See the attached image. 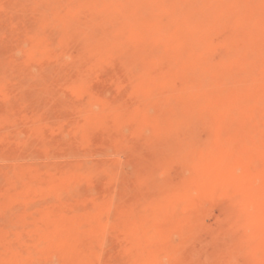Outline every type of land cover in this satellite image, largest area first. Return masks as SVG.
Returning a JSON list of instances; mask_svg holds the SVG:
<instances>
[{
    "label": "rangeland",
    "instance_id": "rangeland-1",
    "mask_svg": "<svg viewBox=\"0 0 264 264\" xmlns=\"http://www.w3.org/2000/svg\"><path fill=\"white\" fill-rule=\"evenodd\" d=\"M110 1H112V0H106L103 2L105 4V3H109ZM113 1H117V0H113ZM124 1H125V4L127 2L129 3V4L127 3V6H129V7L125 6L123 8L124 13H121L123 16L120 14L118 17V18H120L119 21L116 20L114 23L108 24L106 26V28L102 32H100V34H99L100 40L101 41L106 40V42L105 43L102 42V44L104 43L103 45L101 44V41L99 43V49H98L99 52L97 54L98 57L96 56V58H98V60L95 58H93V59L89 58V60L87 59L86 62L83 61L84 64L82 63V66H84V67L81 66V68H82L81 70L83 73H82L80 80H78L76 78H70V77H69V79H68V77H61L60 79L62 81L61 80L58 81V85L64 86V87L65 86L67 87L68 85H70L72 83H75L78 85L81 83V85H82L81 87H83V90L80 94L81 96H79L77 99H73L72 102L71 101L68 102L69 104L76 103L78 100L80 101V99H81L82 103H84V104H90V103L95 104V103H98V101L100 102L101 100L102 101L106 100V103H107L108 101L112 100L111 98H112V94L114 93V85L116 84V82H114L113 80L118 81L117 80L118 75L116 74L117 72H116L115 67L119 66V68H122L124 70V76H121L122 79L119 78V87L120 88H119L118 92L120 91L121 101H119L118 103L115 102L114 105L107 103V105H106L107 107H104L103 104H101V107H99V109L101 108L100 110H102V106L105 109L103 108L102 111H100L98 108L95 109L96 111H95L94 115H92V116L90 115V117H89V115L84 116L83 119L81 118V120H79L80 122H77V124L76 123L74 124L75 126L70 125L68 128V126H66L67 122H66V118L64 116H62V119H57V118L52 117L53 119H51L49 121H44V122L34 120L33 119L34 113H33V109L31 107V103L29 100V102H27V103L28 104L30 103V105L25 110V115L29 120V121H27V124H25V125L22 124V125L16 126L14 129H9V131L8 130L7 131H0V135H2V134L15 135V134L22 133L23 131H25L27 129L28 134L29 133L31 134V132H32L31 136L29 135L30 137L34 138V134H35V136L38 140H42L44 137L41 136L42 135L41 132L42 133L46 132L45 135L47 134L48 136L46 135V137L49 138V134H48L49 130L46 131L45 129L47 128V129L51 130V128H52V130H54L53 133L51 130L52 134L55 135L56 131H57V133L58 132L61 133V141H62V142L61 141H57V142L53 141L54 145L56 143V145H55L56 147L53 145V142H52V145L50 144L52 147L49 146V150H48L47 146L46 147L34 146L33 148H31L32 149V151H31L32 155L30 157L35 158V156H36L35 154H37L36 158L38 157V160L39 159L40 160L46 159L48 157L46 159V162H44L45 160L38 162L36 160V158L35 159L33 158V160H31L32 161L31 162L28 160V159H32L30 157H26V156H22L21 154L14 153L10 149L9 150L0 149L1 150L0 153H2L0 155V168L3 169L4 167L7 166V169L10 170L14 167L13 169L17 170V171H22L21 170V169H23L22 167H24V170H26L27 168L25 166H27L29 168L26 170L28 173V174H26V179L28 178L29 181H27L25 179L26 182L24 183V179L23 180L18 179L17 182L6 180V182L8 183V184L6 183L7 185H4L5 181L0 183L3 185V186L0 185V186H2V187H0V197H1L0 198V202H1L0 206L1 207H4V206L5 207L6 206L11 207L12 206L10 208L11 209L10 210V217L12 218L11 221L14 222V220H15V222L12 223L13 224L12 227L5 229L3 226H1L2 228H0V231L3 229L2 232H4V234H2V232H0V235L2 234V236H0V264H6L8 261L10 262L8 264H12L11 260H12V262L14 261L13 264H20V263L21 264H24V263L25 264H31V263L32 264H35V263L36 264H45V263H47V261L50 262L51 260H53V261H51L52 262L51 264H102V263L103 264H113V263L114 264L115 263L116 264H138V263L139 264H170V263H172L171 258L173 257V255H172L173 248H174V250L176 249V251L179 252V255L184 254V253H189V255L192 254L193 257L195 256L194 257L195 261L198 258L197 264H201L203 262H204L203 264H212L215 262V258L214 257L212 258V256H215V255H212V252L214 253V249H215L214 248L215 241H212V240H215V237L217 236V234H215V232L218 233L217 231H219V229H224L223 227H225V229H226V228H228L229 225L232 226L233 224L238 225V226L234 225L236 230L232 229V228H234V226L232 228H230V226H229L230 229L228 228L227 232L226 231L223 232V230H220L224 234L222 237V239H223L222 243H224V241H225L227 243V244L226 243L225 244L228 247L225 244L223 246V244L221 242H219L217 245V250L221 249V246H222L223 250H225L227 248L228 254L226 256V259H229V255H230L231 260L234 258L233 264H264V241H263L264 240V220H263L264 219V210H263L264 209V59H263L264 58V38H263L264 34H262V29H264V24H263L264 23V14H263L264 0H242V1L241 0H231V1L230 0H224V1L223 0H211V1L199 0L198 4H197V8L193 14L196 13L195 14L196 18L199 17L200 20L197 21L198 23L196 22L197 24H195L196 26L194 25L195 28L189 33V36L185 35V36H187V37H185V39L187 40L189 38L188 42L192 43L194 45V48H192L193 47L192 44H188L187 46L182 48L183 50L176 47V44L178 45L177 40L176 41L174 40L173 48L170 47V48L164 50L161 46H163V44H164L163 39L167 38L166 40H169L168 38H171L169 36H172V31H173L172 27L174 26V23L178 24V21L182 19V16L184 15V10L190 1L188 2V0H174V1H177L178 5H180V6H177L176 9H174L172 12H169L168 13L169 15L165 13L164 19L159 24L162 26V28H161V26L157 27L159 30L157 28H155L157 23L156 22L154 23V21L156 19L152 20L151 18H153V17L155 18L156 15L161 17L163 15V14L160 15V13H162L160 10V8H162V4L163 3L167 4V2H169L171 0H165L164 2H163V0H122L123 4H124ZM138 1H141L140 4ZM184 2H188V3H184ZM224 2L226 3L225 5H224ZM136 3H138V6L136 5ZM142 3L144 6L142 5ZM219 3L223 4V5H221L222 7L220 6L221 9L219 8V5H220ZM134 4H135V6H134ZM156 5H158V6H156ZM214 5L215 6L217 5L216 7L219 8V10H217V8L214 7ZM206 6L208 8L211 7V10L213 9L212 7H214L215 9H213V11L210 12L211 10L207 9ZM133 8L134 9L138 8L139 11H138V9H137V11L133 10ZM142 8H143V10H142ZM252 8H254V9H252ZM129 9L131 10V12H129L130 11ZM222 9H224V10H222ZM225 9H226L228 15H226ZM256 9L258 11L260 9H261V11L263 10L262 12L257 11L258 15H261V16L263 15L262 16L263 19L261 16H259L260 20H262L263 23H262V21H259L258 18H257L258 21L256 20V24H259L258 27L252 21V18L254 16V15H252L253 14L252 12L256 11ZM126 10H127V12H126ZM206 10H207V12H206ZM215 10H217L218 12ZM132 11L133 12L136 11V12L133 13ZM203 11L206 14L209 11L210 13H208L207 15L208 16L212 15V17H211L212 19L217 17V19H214L216 21L214 22L211 19L212 21L208 20V22H206V20L204 19L205 16L203 18V15H204ZM128 12H129V15H131L132 13L133 14L131 16H129L128 14H126ZM138 12H139V14H138ZM216 12H217V14H219V13L220 14L217 16ZM153 14H155V15L153 16ZM180 14H182V15H180ZM172 15H173V17H172ZM225 15H226V17H225ZM258 15H257V17H258ZM7 17H10L12 20L13 19L17 20V18H19L18 16H15V14H10V15L8 14L5 16V18L4 17L3 18L9 19ZM138 17H139L140 21H139V19H137ZM160 17H157V19H160ZM131 18H132V20H130ZM147 18L151 19L150 20L151 22H148ZM134 19H136V20H134ZM208 19H209V17H208ZM120 20L121 21L125 20V22H120ZM144 20L146 21V23L144 22ZM134 21H136V22H134ZM147 22L151 23V24L152 23L156 24V25H154L155 27L152 26V27H154L153 31H155V32L157 31L156 34L160 33L161 34L160 37H159L160 34L156 35V34H153V32H151L152 31L150 28L151 24H148ZM210 22L213 23V25H214V23L218 24V25H216L218 27H216L215 25L213 26ZM161 23H163V24H161ZM140 24L141 25L143 24V25L141 26ZM249 24H250V26H249ZM129 25H130V27H129ZM206 25H208V26L206 27ZM246 25H247V27H246ZM168 26H170V27H168ZM235 26H237V27H235ZM114 27H116V28H114ZM121 27H123V29L119 30V28H121ZM148 27H149V29H148ZM209 27L211 28L214 35L210 32L211 30ZM251 27L253 29H249ZM260 27H263V28L261 29ZM113 29H114V31H117V32L114 33ZM206 29H208V30H206ZM162 30H164V31H162ZM166 31H168V32H166ZM200 31H202V33H200ZM206 31H207V33L210 32L211 36H208L206 34ZM214 31H216V32H214ZM128 32H130V33H128ZM242 32L243 33L245 32L244 36H243V34H241ZM118 33H119V36L117 35ZM121 33H123V35ZM163 33H165L164 36H163ZM170 33H171V35H170ZM239 34L241 36H238ZM261 34H262V36H261L262 38L259 37ZM232 35H233V37H232ZM245 35H247V36H245ZM254 36H255V38H260V40L256 39V41H255L256 43L251 41L252 39L254 41ZM122 37H124V38H122ZM162 37H164V38H162ZM240 37L243 39H241ZM159 38L161 39L162 42H160ZM248 38H249V40H248ZM114 39H115V41H114ZM158 39H159V41H158ZM190 39L191 40L194 39L195 41L194 40L191 41ZM212 39H213V41H212ZM240 39H241V41H240ZM244 39H245L246 43L244 42ZM196 40H197V42H196ZM151 41H152V43H151ZM155 41H156V43H158V42L160 43V44H157L158 45L157 47L154 44ZM212 42H214V43H212ZM251 44H254V45L252 46ZM262 44H263V46H262ZM109 45H110V48H109ZM159 45H161V46H159ZM242 45H244L243 46L244 48L242 47ZM66 46H67L68 54L71 56V58L78 56V43L75 40L68 41ZM190 46H192V47H190ZM186 47H188V49ZM136 48H138V49H136ZM152 48H153V50H152ZM250 48H251V50H250ZM258 48H260V49H258ZM126 49L128 50V53H126ZM18 50H15V54H13V55L16 56L15 57V59L17 58L16 60H21L22 57L24 58V55H25L24 52L25 51H23V50H25V48L24 49L21 48ZM159 50H160V52H159ZM192 50H194V51H192ZM246 51H249V52L247 53ZM117 52L120 54H117ZM157 52H158V54H157ZM152 53H153V55H152ZM226 53H228V54H226ZM105 54L111 55V56H107ZM99 55H101V56H99ZM102 56H103V58H102ZM104 57H105V59H104ZM149 57H152L153 59L152 58L149 59ZM155 57L157 59H155ZM179 58H180V60H179ZM182 58H184V59H182ZM9 59L10 58L8 57V55L0 54V61L3 60V62L4 61L7 62L6 60H9ZM120 59H121V61H120ZM169 59H170V61H169ZM188 59H190L189 62H187ZM260 59H261V61H260ZM105 60H107L108 63ZM93 61H95V62H93ZM173 61H174V63H173ZM256 62H257V65L255 64ZM248 63H250V64L246 65ZM102 64H103V66H102ZM122 65H123V67H122ZM245 65H246V67H245ZM258 65H260V66H258ZM247 66H249L250 68L248 69ZM33 67L34 66H32L31 69L30 68L28 69V72L30 74L36 75L37 73L38 74L41 73L42 69L40 66L37 65L36 67H34V68ZM109 67H112V68H109ZM92 69H93L92 72L89 71ZM164 69H165V72H164ZM244 74H245V76H244ZM113 77H114V79H113ZM136 78L137 79L139 78L140 80L138 79V81H136L137 80ZM86 79H87V81H86ZM109 79H111V80H109ZM74 80H75V82H73ZM189 80H191V81H189ZM200 80H203V81H200ZM111 81H113L114 84ZM197 82L200 83L198 86L199 88L196 86ZM99 83H100V85H99ZM102 83H104V84H102ZM107 83H108V85H107ZM105 84L107 85V87L104 86ZM168 84H170V85H168ZM226 84L228 85V87ZM241 84H242V86H241ZM245 85H246V87H245ZM85 86H86V89H85ZM110 86H112V87H110ZM89 87L90 88L92 87V88L90 89ZM126 87L128 89H126ZM241 87H243L242 90H240ZM90 90H92L93 92L92 91L90 92ZM87 91H89V92H87ZM130 93H132V94H130ZM133 93H135V95ZM137 93L140 94L139 95L140 99H139V97H137L138 96ZM150 94H151V96H150ZM248 94H250V95H248ZM102 95H103V97L101 98ZM128 95H129V97H128ZM130 95L135 96L136 100L134 99V97H132L133 98V101H132L130 99V97H131ZM106 96H108V97H106ZM192 96L193 97L195 96L194 98L196 100L195 99L194 100L197 102L192 100L193 99ZM242 97L244 98L243 100H242ZM138 99H139V101H138ZM211 101H212V103H211ZM167 102H171L172 104L171 103L167 104ZM1 103L3 105H0V108H3L6 106L7 102L4 99L2 101V98H0V104ZM132 103H133V105H132ZM124 104H125V106H124ZM108 105H112L113 107L111 108V106H110V108H109ZM127 105H128V107H127ZM223 105H225V106H223ZM131 106H135V107L133 108ZM175 106L179 110L180 109L181 110L178 111ZM123 107H125L126 109ZM197 107H199V108L197 109ZM223 109H224V111H222ZM175 111H176V113H175ZM191 111H194V114L200 116L199 117V116L195 115V117L193 118V119H196V120H194L195 124H196L195 130L197 129L196 130L197 132H194L195 135L194 134H193L194 136L192 135L195 138V140H193L194 139L193 138L192 140L194 142L192 141L193 142L192 143L189 138L188 139L186 138L187 140H190V142L192 144H190V142L188 141L186 143L188 145L183 143L186 146H184V145L182 146L181 144H178L179 142L177 141V140L181 139L182 131H176L177 129L174 128L175 126L173 127L172 124L174 122L173 125H175V123L177 122L176 117H177V115H179V112L181 115H184L186 112H191ZM195 112H197V113H195ZM255 112H257V113H255ZM50 113L54 114L53 111ZM114 113H115V115H114ZM139 113H140V116L138 115ZM235 113H237V114H235ZM148 114H149L150 118H149V116H147ZM169 114H171V115H169ZM233 114H235L236 117ZM121 115H124L123 116L124 119L120 120L122 122H119V119H118L117 124H116V120L114 121L113 119L115 117H118L121 119V117H120ZM135 115L139 116L140 118H138ZM164 115H166V116H164ZM111 116H113V117H111ZM238 116L239 117L241 116V118H239ZM230 119L232 122L230 121ZM262 119H263V121H262ZM205 120H206V124H205ZM196 121H197V123H196ZM208 121L210 122V124ZM106 122H108V123H106ZM32 123L35 125L32 126L33 125ZM49 123L52 126H50ZM29 124H31V125H29ZM158 124H160V125L162 124V125L160 126ZM195 124L193 123L194 126H195ZM36 125H37V129L34 130L33 127L36 128ZM40 125L42 127H44L45 129L42 127L40 128L39 127ZM111 125L113 128H115V130L111 127ZM131 125H133V126L131 127ZM226 125H228V127L230 126L229 128H231V129L226 127ZM28 126H29V128H28ZM46 126H48V127H46ZM207 126H210L211 128L208 129ZM236 126H237V128H236ZM30 127L32 130L30 129ZM162 127H164V128H162ZM39 128L41 130L44 129L43 130L44 132L40 131V134H39L40 136H37V134L35 132H36V130H40ZM65 128H66V130L63 131L62 129H65ZM78 128H80V129H78ZM171 128H174L175 131L173 129L170 130ZM227 128L230 131H227L228 130ZM58 129H60V131ZM71 129H72V133H71ZM110 129H112L111 132H110ZM161 129H162V131H161ZM82 130L84 132H82ZM178 132L179 133L181 132V133L179 134ZM232 132H233V134H232ZM234 132H236L237 134L236 133L234 134ZM142 133H144V134H142ZM76 134H78L77 136H79L80 138L77 137ZM81 134H82V136H81ZM184 134H185V132L182 133V135H184ZM115 135H116V137H113ZM74 136L76 138H79V144L77 146H72L71 140H69L70 143L68 142V144H70L69 146H72V148H68L67 147L68 144L66 142L68 140L65 141L64 139H70V137H71V139L73 140L75 138ZM192 136H191V138H192ZM39 137H41L42 139H39ZM62 137H65V138L63 139ZM182 137H184V136H182ZM36 138H34V139H36ZM114 139H116V140H114ZM171 139L173 142L171 141ZM217 139H219V140H217ZM196 140H197V142H195ZM210 142H211V144H210ZM242 142H244V143H242ZM247 142H249V143H247ZM59 143H62V144L59 145ZM80 143H81V146H80ZM195 143H197L198 145ZM156 144H158V145H156ZM175 144H176V147H175ZM120 145H121V147H120ZM167 145L170 147V148L168 147L169 149L166 148ZM195 145H197V148H195L196 147ZM64 146H66V147L64 148ZM83 146H84V151L82 150ZM187 146H189V147H187ZM190 146H193V148H191V151H190ZM231 146H233V150H232ZM79 147H80V149H79ZM81 147H82V149H81ZM181 147L183 149L184 148L185 149L183 150V149H181ZM51 148H54V150H51ZM90 148H91V151H90ZM155 148L157 149V153H156V150H154ZM63 149H67V150H63ZM73 149L79 150L77 152V154L73 153V157L74 156L76 157V155L78 156L76 158H73L72 156H70V155H72L71 150H73ZM85 149H87V150L85 151ZM215 149L217 151H215ZM60 150L62 151L61 153L59 152ZM125 150L127 151V153ZM185 150H188V151H185ZM196 150H198V151H196ZM245 150H247V151H245ZM10 151L13 153H11ZM49 151H50L49 154H51V156L48 155ZM51 151H53V153ZM66 151H68V152L66 153ZM158 151H160V152H158ZM170 151H172V152L170 153ZM210 151L212 153H210ZM226 151H228V152H226ZM197 152H198V154H197ZM214 152H216V153L213 154ZM68 153H70V155H67ZM148 153H150V154H148ZM168 153L170 156H168ZM165 154H167V155H165ZM177 154L180 156L182 155L183 158L182 157L177 158V156H178ZM194 154L196 155V158H195ZM3 155H5V156L3 157ZM41 155H43V156H41ZM55 155L56 156L58 155L57 156L58 158L55 157ZM60 155H62V157ZM63 155L69 156V158H71V160L73 159L72 161L71 160L70 161L71 162L76 161L75 162L76 164L74 163L73 166H70L69 164L68 165L65 164V166H64L63 164L66 163V161L68 163L70 161L68 160L69 159L68 157L66 160V156L63 160ZM79 155H80V157H79ZM82 155H85V158H83ZM103 155H105V156H103ZM137 156H139V157H137ZM184 156H185V159L188 158V159H186V160H188V162H186V161L184 162V160H185ZM214 156H215V159H214ZM16 157L17 158L19 157L20 159H24V160L18 161L19 158L17 159ZM52 157L56 158V159H53L56 162L55 161L53 162V160L51 159ZM174 157H175V159H174ZM81 158H83V159H81ZM208 158H209V161H208ZM221 158H223V159H221ZM15 159H17V160H15ZM130 159H131V161H130ZM194 159H196V160H194ZM222 160H225V161H222ZM4 161H5V163H4ZM60 161L63 163L62 165L56 164V163H60ZM153 161H155V162H153ZM189 161H190V163H189ZM214 161H216L217 163ZM227 161H229V162L227 163ZM25 162H26V164H24ZM42 162H44L46 166H48V164L50 162H51V165H52V163H54V165L48 166L47 168H45L46 166L43 165L44 163L41 164ZM150 162H153V163L150 164ZM36 163L38 165L41 164V165L45 166L44 168L47 169L48 171L42 169L43 166H41V165L39 168V166ZM82 163L85 165L87 163L88 165H86V166L89 167L88 169H90V167H93L92 168L93 170L96 169V167L98 168L100 165L101 166L103 164L105 165V163H109V164H111L110 165L111 167L113 166L115 168H113V169L111 168L112 170L111 169L109 170L111 172L108 171L107 175L106 174L104 176L102 175L104 178L101 176L102 178L100 180V176H99L98 179L96 178L97 180H95L91 184L87 185V183L85 184V182H83L84 185L81 186L79 183L78 185L76 184L77 185L76 189H74L75 188L74 184H73V186L71 185L73 187V188H71L72 192L74 190V196L72 197L69 194L70 189H67V188L71 187V186L69 187V185H68V182L70 184L72 183L71 179H69V178H63L62 179L66 182L68 181L67 184H65V185H67L65 188V185H64L65 182L63 183L62 180H61V182L58 181V183H61L60 185H58V184H56L57 182H56L55 177L57 176L59 178L60 177L59 175H61L60 173H58V170H60V169L65 170L67 167H68L67 168L68 171H70V169H71L72 172L77 173V174L75 173L76 175L80 174L81 176H83L82 172L87 173V171H84V169L85 170H88V169H87V167L83 169L82 167H85V166ZM194 163H196L197 165H195ZM198 163H200V164H198ZM80 164H82V166ZM216 164H217V166H216ZM234 164H236V165H234ZM8 165L10 168H8ZM15 166L17 168L19 167V170L16 169ZM36 166H38V167H36ZM106 166H107V164H106ZM52 167H56L58 170L56 171V168H52ZM74 167L78 171L76 169H74ZM4 169H6V168H4ZM30 169L31 170L35 169L36 170L35 172H38L39 170L40 171L44 170V171L39 172L40 174H38V173L34 174L33 172L32 173L29 172V171H31ZM205 169H207V170H205ZM236 169H237V172H236ZM52 170L54 171L53 173L51 172ZM74 170H76V171H74ZM45 171H47L48 174ZM153 171H154V173H153ZM229 171H230V173H229ZM149 173L151 175H149ZM68 174H70V176H72L73 173L71 174L68 172ZM156 174H157V177H159V178L156 177ZM219 174H220V176H219ZM152 175H153V178H152ZM165 175H166V177H164ZM40 176L43 177V179ZM62 176L63 175H61V177ZM105 176H106V178H105ZM118 177L120 178V180ZM225 177H229V178H225ZM36 178H37V180L38 179L39 180L38 181L34 180ZM44 178H46L48 180H46ZM116 178H118L117 180L120 182L116 181ZM30 179H32V181L34 180L33 183L35 185L33 183H31L32 181ZM53 179H54V184H51V182H53L51 180H53ZM158 180L160 182L159 183L160 185L158 184ZM184 180L186 183L184 182ZM27 182H29V183H27ZM62 183H63V186H62ZM83 183H81V184H83ZM21 184H23V186ZM55 184H56V186H55ZM115 184H118L117 187L115 188L117 190H115V192H113L111 189L112 187H110V185L116 186ZM149 184H152V185H149ZM33 185H34V187H33ZM50 186H51V188H50ZM59 186H62V188L60 189ZM149 186L150 187L152 186V187L150 188ZM86 187H87V189H85ZM21 188H24V189L26 188L29 191H30V189L31 190L34 189V192L30 191V193H29V191L27 192L26 189L24 191ZM38 188H41V189H38ZM106 188H109L108 189L109 191ZM154 188L156 191L154 190ZM65 189L67 190L66 192H68L67 195H70V196L66 195ZM40 190L42 192L38 193ZM59 190L60 191L63 190V192H62L63 195H61V193L60 194L58 193V192H60ZM90 190H91V192H90ZM110 190H111V192H110ZM129 190H130V192H129ZM145 190L151 191L153 194L150 192H149L150 194H148V192H146ZM248 190H249V192H248ZM44 191L46 192L45 193L46 195L41 194ZM83 191H84V193H83ZM19 192H21L20 195H19ZM76 193H77V195H76ZM111 193H112V195H110ZM114 193H117V194H114ZM2 194L3 195L5 194L4 195L5 197ZM16 194L18 195V197L20 199L17 197ZM107 194H109V196H111V197L109 198V196ZM48 195H52L51 196L52 198ZM72 195H73V193H72ZM114 195H115V197H116V195L119 196V198L117 197V202L113 200L115 198ZM13 196H15V198ZM40 196H41V199H39ZM53 196H54V198H53ZM120 196L121 197L123 196L122 197L123 200L121 199ZM148 196H149V198L147 199L146 197H148ZM2 197L5 199V201L3 200ZM11 197H12V199H11ZM48 197H50L51 201L46 200ZM57 197H59V199H56ZM88 197L91 199H89ZM64 198L65 199L67 198V200H69V201L67 202V200H65ZM70 198H72L71 204H70ZM205 198H206V200H205ZM37 199H38V201H37ZM9 200H10V203H9L10 205L8 204ZM110 200H113L112 202H114V203L116 202L117 205H113L114 203L112 204V202H110ZM188 200H189V202H187ZM211 200H212V202H211ZM242 200H244V201H242ZM6 201H8V202H6ZM46 201L50 202V203H47ZM55 201H56V203H54ZM122 201H123V203H122ZM14 202H16V203H14ZM28 202H30V203L33 202V204L37 203V205L33 206L32 203L30 204ZM85 202L89 203V204H86ZM178 202H180L181 204H179ZM4 203L7 205L3 206ZM82 203H83V205H82ZM131 203L134 205H132ZM65 204L68 205V207H69V204L71 205L70 208H68V210H66L67 206ZM204 204H207V205L204 206ZM118 205H120V206H118ZM24 206H26V207H24ZM74 206L76 208H74ZM13 207H14V209H13ZM77 207H78V209H77ZM177 207H178V209H177ZM181 207H183V208H181ZM74 209H77L78 213ZM169 209H170V212H169ZM189 210H191V211H189ZM199 210H202V212ZM23 211H25V212H23ZM175 211H176V213L177 212L179 213V214H176V216H175ZM198 211L200 213H198ZM254 211H255V213H254ZM104 212H105V214H104ZM173 213H174V215H172ZM198 214H200V216H198ZM72 215H73V218H72ZM171 215L175 218L173 219L172 217H170ZM188 215H190V216L192 215L191 218L188 219V217H190ZM203 215H204V217H202ZM74 216H75V219H74ZM165 218H166V220H165ZM204 218H206V220H204ZM175 219H176V221H175ZM230 219L232 220V222ZM238 219H239V221H238ZM73 220H75L76 223L78 222L80 224V226L78 225V223L77 224L74 223ZM172 220H174V221L172 222ZM190 220H192V221H190ZM203 220H204V222H203ZM236 221H238V222H236ZM71 222H73V224ZM189 222H190V225H186ZM132 223H133V225H132ZM237 223H239V224H237ZM55 224H56V226H55ZM167 224H169L168 225L169 228H167ZM200 224L203 227H200L199 226ZM76 225H78L79 228L75 227ZM81 225H83V226H81ZM184 226L191 227L192 229L191 230H188L190 228L184 229V228H186ZM196 226H199V227L196 229ZM204 226H206V227H204ZM160 227L162 230L164 229L163 230L164 233L162 230L161 231L159 230ZM194 227H195V229H193ZM72 228H74V229L72 230ZM79 229H81V230H79ZM93 229H95V231ZM207 229H209V231ZM210 230H211L212 234H215V236L213 235L214 239L212 238V235L209 234ZM102 231H103V233H101ZM155 231H158V232L155 233ZM189 231H191V233ZM213 231H214V233H213ZM99 232H100V234H98ZM233 232H235L236 234ZM161 233H163V234H161ZM184 233L185 234L187 233L186 235L189 237L188 239H190L189 242H187L188 244H186V243L183 244V242L188 240V239H185V237H187V236H184ZM9 234H10V236H9ZM190 234H192L191 238H190ZM230 234H232V235H230ZM154 235H157V236H154ZM158 235H160L161 237ZM162 235H163V237H162ZM182 235L184 236V238ZM27 236H28V238L30 236V239H27ZM34 237L37 239H35ZM155 237L156 238L160 237L159 239H160L161 245L158 244L159 239L157 241V239ZM230 238L233 239L232 242H231L232 239L230 240ZM24 239H27L28 241H26ZM30 240H32V241H30ZM35 241H36V243L37 242L39 243V244H37L38 246L40 245L39 250H38V247L36 246ZM149 241H151V242H149ZM162 241H163V243H162ZM21 242H22V244H23V242H25L24 245H22ZM204 242H205V244H204ZM152 243H154L155 245L154 244L152 245ZM220 244H222V245H220ZM25 245L26 246L28 245L31 248L27 249ZM92 245H94V246H92ZM150 245L152 247H150ZM158 245H160V246H158ZM229 245L230 246L232 245L231 247H233V248L232 249H231V247L229 248ZM34 246H36V247H34ZM93 247H94V249H93ZM97 247L98 248L100 247L102 249V251L100 248L98 249ZM129 249H130V251H129ZM29 250L31 251V254H33V252H34V255H32V256H34L33 258H35V259H33L30 256L31 254L28 252ZM99 250L101 251L100 253H99ZM22 251H23V253H22ZM38 251L40 252V254ZM180 252H182V253H180ZM207 252H209V254ZM229 252H231V253H229ZM97 253H99V256ZM206 253L210 256L208 257V255ZM238 253H240V254H238ZM43 254H45V256H43ZM258 255H260V256H258ZM17 256L19 258H17ZM231 256H234V257L232 258ZM11 257H12V259H11ZM15 257L17 258L16 261H15ZM25 257H26V260H25ZM207 257H208V259L212 258L211 259L212 262H211V260H208ZM242 258H244V260H242ZM113 259H116V260L114 261ZM176 259L178 260V258H176ZM44 260H46V261L44 262ZM110 260H112V263H110L111 262ZM23 261H26V262L23 263ZM33 261H34V263H33ZM93 261H94V263H93ZM48 264H50V263H48Z\"/></svg>",
    "mask_w": 264,
    "mask_h": 264
},
{
    "label": "bare ground",
    "instance_id": "bare-ground-1",
    "mask_svg": "<svg viewBox=\"0 0 264 264\" xmlns=\"http://www.w3.org/2000/svg\"><path fill=\"white\" fill-rule=\"evenodd\" d=\"M103 1H106V0H0V54H6V55H8V57L10 58L9 60H6L7 62H3V60L2 61H0V98H2V101H3V99L7 102L6 103V106L5 107H3V108H0V131H9V129H14L16 126H19V125H22V124H27V121H29L28 120V118L26 117V115H25V110H26V108L27 107H29V105H30V103H31V107H32V109H33V119L34 120H37V121H49V120H51V119H53V118H57V119H62V116H64L65 118H66V122H67V125L66 126H68V128H69V126L71 125H74L75 123L77 124V122H80L79 120H81V118L83 119V117L84 116H87V115H89V117H90V115L92 116V115H94V113H95V109H99V107H101V104H103V106L104 107H107L106 105H107V103H109V104H112V105H114V103L116 102V103H118L119 101H121V97H120V91L118 92V90H119V78H121V76H124V70L122 69V68H119V66L117 67H115V69H116V74L118 75V81H115V80H113L114 82H116V84L114 85V93L112 94V100L111 101H108L107 103H106V100H104V101H98V103H95V104H93V103H90V104H84V103H82V101H81V99H80V101L78 100L76 103H73V104H69L68 102H72V100L73 99H77L79 96H81L80 94H81V92H82V90H83V87H81L82 85H81V83L78 85V84H75V83H72V84H70V85H68L67 87L65 86H60V85H58V81L59 80H61L60 78L61 77H68V79H69V77L70 78H76V79H78V80H80V78H81V76H82V68H81V66H82V63L84 64V62H86V60L88 59L89 60V58H91V59H93V58H95V59H97L98 60V58H96V56H97V54H98V49H99V43H100V38H99V34H100V32H102L105 28H106V26L108 25V24H111V23H114L116 20H118L119 21V19L120 18H118L119 17V15L121 14V13H124L123 11H124V7L125 6H127V3L125 4V1H124V4L122 3V0H117V1H110L109 3H105L104 4V2ZM165 0H163V2H164ZM191 3H190V2ZM198 1L199 0H188V2H184V3H188L187 4V6H186V8H185V10H184V15L182 16V19L181 20H179L178 21V24H176V23H174V26L172 27V36H169V37H171V38H168L169 40H166L167 38H165V39H163V42H164V44H163V46H161V45H159V46H161L164 50L165 49H168V48H170V47H172L173 48V45H174V40L176 41L177 40V43H178V45L176 44V47L177 48H180V49H182V48H184L185 46H187L188 44H192V43H190V42H188V39L186 40L185 39V37H187V36H185V35H188L189 36V33L195 28V24H197L198 22L197 21H199L200 19H199V17L198 18H196V16H195V14H193L194 12H195V10H196V8H197V4H198ZM209 1H211V0H209ZM208 1V2H209ZM224 1V0H223ZM231 1V0H230ZM242 1V0H241ZM139 2V4H140V2L141 1H138ZM153 2V1H152ZM161 2V1H160ZM255 2V1H254ZM131 3V2H130ZM154 3V2H153ZM217 3V2H216ZM215 3V4H216ZM236 3V2H235ZM260 3V2H259ZM129 4V3H128ZM146 4V3H145ZM152 4V3H151ZM203 4V3H202ZM220 5H219V8H220V6L221 5H223L222 3H219ZM226 3L224 2V5H225ZM263 4V3H262ZM136 5L138 6V3H136ZM142 5H143V3H142ZM149 5V4H148ZM134 6H135V4H134ZM141 6V5H140ZM144 6V5H143ZM156 6H158V5H156ZM177 6H180V5H178V3H177V1H174V0H171V1H169V2H167V4H165V3H163L162 4V8H160V10H161V12L162 13H160V15L161 14H163L161 17L160 16H155V18L153 17V18H151L152 20H154V19H156L155 21H154V23L156 22L157 23V25L156 24H154V23H148V22H151L150 20L151 19H148L147 18V23L148 24H151V32H153V34H156V32L155 31H153L154 30V25H156V27L155 28H157L158 26H161V25H159L160 24V22H162V20L164 19V16H165V13L166 14H168L169 12H172L174 9H176V7ZM217 6V5H216ZM215 5H214V7H216ZM127 7H129V6H127ZM131 7V6H130ZM133 7V6H132ZM161 7V6H160ZM182 7V6H181ZM207 7V6H206ZM205 7V8H206ZM214 7H212L213 9H215ZM222 7V6H221ZM136 8V7H135ZM150 8V7H149ZM183 8V9H184ZM217 8V7H216ZM219 8H217V10H219ZM225 8V7H224ZM256 8V7H255ZM126 9V8H125ZM131 9V8H130ZM129 9V10H130ZM138 9V8H137ZM137 9H134L133 8V10H136L137 11ZM182 9V10H183ZM207 9H210L211 10V7L210 8H208L207 7ZM213 9L210 11V12H212L213 11ZM221 9V8H220ZM252 9H254V8H252ZM128 10V9H127ZM127 10H126V12H127ZM142 10H143V8H142ZM178 10V9H177ZM181 10V11H182ZM217 10H215V11H217ZM222 10H224V9H222ZM264 10V9H263ZM262 10V11H263ZM136 11H134V12H136ZM138 11H139V9H138ZM152 11V10H151ZM208 11V13H210ZM233 11V10H232ZM257 9H256V11H254V12H252L253 14L252 15H254L253 16V18H252V21H253V23H255V25H257V27H258V25L259 24H256V20H257V18L259 19V21H262V20H260V18H259V16H261V15H258L257 14ZM259 11H261V9L259 10ZM258 11V12H259ZM261 11V12H262ZM129 12H131V10L129 11ZM129 12L128 13H126V14H128L129 15ZM133 12V11H132ZM133 12V13H134ZM204 12V11H203ZM206 12H207V10H206ZM218 12V11H217ZM217 12H216V15L218 16L219 14H217ZM132 13V14H133ZM181 13V12H180ZM207 13V14H208ZM225 13H226V15H228L227 14V11H226V9H225ZM10 15V14H15V16H18L19 18H17V20L16 19H11L10 17H7V18H9V19H4L5 18V16L6 15ZM131 14V15H132ZM136 14V13H135ZM138 14H139V12H138ZM159 14V13H158ZM205 12H204V15H203V18H204V16H205V20H206V22H208V20H210V21H216V20H214V19H217V17L216 18H211L212 17V15L211 16H208ZM212 14V13H211ZM223 14V13H222ZM231 14V13H230ZM262 14V13H261ZM263 14H264V11H263ZM122 15V14H121ZM131 15H129V16H131ZM155 14H153V16H154ZM169 15V14H168ZM180 15H182V14H180ZM215 15V14H214ZM224 15V14H223ZM226 15H225V17H226ZM243 15V14H242ZM251 15V16H252ZM257 15H258V17H257ZM123 16V15H122ZM145 16V15H144ZM176 16V15H175ZM232 16V15H231ZM263 16V15H262ZM261 16V17H262ZM4 17V18H3ZM133 17V16H132ZM136 17V16H135ZM157 17H160V19H157ZM172 17H173V15H172ZM171 17V18H172ZM179 17V16H178ZM208 17H209V19H208ZM228 17V16H227ZM249 17V16H248ZM118 18V19H117ZM128 18V17H127ZM141 18V17H140ZM175 18V17H174ZM180 18V17H179ZM178 18V19H179ZM231 18V17H230ZM137 19H139V17L137 18ZM146 19V18H145ZM168 19V18H167ZM212 19V20H211ZM262 19H263V17H262ZM122 20V19H121ZM120 20V22H125V20L124 21H121ZM130 20H132V18L130 19ZM134 20H136V19H134ZM170 20V19H169ZM219 20V19H218ZM139 21H140V19H139ZM251 21V22H252ZM255 21V22H254ZM258 21V20H257ZM134 22H136V21H134ZM144 22L146 23V21L144 20ZM197 22V23H196ZM205 22V23H206ZM130 23V22H129ZM139 23V22H138ZM141 23V22H140ZM201 23V22H200ZM203 23V22H202ZM211 23V22H210ZM219 23V22H218ZM245 23V22H244ZM262 23H263V21H262ZM161 24H163V23H161ZM171 24V23H170ZM209 24V23H208ZM212 25H213V23H211ZM247 24V23H246ZM264 24V23H263ZM141 25V24H140ZM143 25V24H142ZM141 25V26H142ZM172 25V24H171ZM170 25V26H171ZM195 25V26H194ZM204 25V24H203ZM210 25V24H209ZM214 25L216 26V25H218V24H215L214 23ZM213 25V26H214ZM149 26V25H148ZM152 26H154V27H152ZM170 26H168V27H170ZM202 26V25H201ZM208 25H206V27H207ZM212 26V27H213ZM249 26H250V24H249ZM254 26V25H253ZM263 26V25H262ZM127 27V26H126ZM129 27H130V25H129ZM167 27V28H168ZM205 27V28H206ZM216 27H218V26H216ZM235 27H237V26H235ZM246 27H247V25H246ZM245 27V28H246ZM114 28H116V27H114ZM132 28V27H131ZM160 28V27H159ZM161 28H162V26H161ZM210 28V27H209ZM208 28V29H209ZM261 29L263 28V27H260ZM122 30L123 29V27H121V28H119V30ZM148 29H149V27H148ZM158 29V28H157ZM164 29V28H163ZM203 29V28H202ZM201 29V30H202ZM208 29H206V30H208ZM249 29H253L252 27L251 28H249ZM117 30V29H116ZM118 30V31H119ZM131 30V29H130ZM129 30V31H130ZM141 30V29H140ZM159 30V29H158ZM165 30V29H164ZM164 30H162V31H164ZM170 30V29H169ZM205 30V29H204ZM203 30V31H204ZM210 30H211V28H210ZM113 31H114V29H113ZM125 31V30H124ZM161 31V32H162ZM117 31H114V33H116ZM123 32V31H122ZM135 32V31H134ZM133 32V33H134ZM150 32V31H149ZM160 32V31H159ZM166 32H168V31H166ZM194 32V31H193ZM213 35H214V33L212 32V30L210 31ZM210 32H208L207 33V31H206V34L208 35V36H211L210 35ZM214 32H216V31H214ZM113 33V34H114ZM124 33V32H123ZM123 33H121L122 35H123ZM128 33H130V32H128ZM200 33H202V31H200ZM221 33V32H220ZM245 33V32H244ZM244 33L242 32L241 34H243V36H244ZM254 33V32H253ZM125 34V33H124ZM160 34V33H159ZM159 34H156V35H159ZM164 34L165 33H163V36H164ZM262 34H264V29H262ZM262 34L259 36V37H261L262 36ZM118 36H119V33L117 34ZM138 35V34H137ZM145 35V34H144ZM149 35V34H148ZM151 35V34H150ZM167 35V34H166ZM170 35H171V33H170ZM206 35V36H207ZM254 35V34H253ZM117 36V37H118ZM152 36V35H151ZM161 36V34L159 35V37ZM238 36H241L240 34L238 35ZM245 36H247V35H245ZM258 36V35H257ZM256 36V37H257ZM101 37V36H100ZM115 37V36H114ZM157 37V36H156ZM232 37H233V35H232ZM122 38H124V37H122ZM127 38V37H126ZM133 38V37H132ZM147 38V37H146ZM151 38V37H150ZM154 38V37H153ZM162 38H164V37H162ZM241 38V37H240ZM262 38V37H261ZM264 38V37H263ZM117 39V38H116ZM160 39V38H159ZM159 39H158V41H159ZM241 39H243V38H241ZM241 39H240V41H241ZM256 39H259L260 40V38H255V36H254V41H253V39L251 40L252 42H254V43H256L255 41H256ZM70 40H75L77 43H78V56L77 57H74V58H71V56L68 54V50H67V42L68 41H70ZM139 40V39H138ZM165 40V41H164ZM191 40V39H190ZM192 40H194V39H192ZM191 40V41H192ZM228 40V39H227ZM248 40H249V38H248ZM112 41V40H111ZM114 41H115V39H114ZM119 41V40H118ZM117 41V42H118ZM123 41V40H122ZM136 41V40H135ZM195 41V40H194ZM212 41H213V39H212ZM102 42H106V40L105 41H101V44H102ZM113 42V41H112ZM137 42V41H136ZM150 42V41H149ZM160 42H162L161 41V39H160ZM196 42H197V40H196ZM236 42V41H235ZM244 42H245V39H244ZM103 43V44H104ZM108 43V42H107ZM114 43V42H113ZM116 43V42H115ZM139 43V42H138ZM151 43H152V41H151ZM154 43V42H153ZM195 43V42H194ZM200 43V42H199ZM212 43H214V42H212ZM243 43V42H242ZM246 43V42H245ZM263 43V42H262ZM102 44V45H103ZM131 44V43H130ZM140 44V43H139ZM155 46L157 47L158 45L157 44H160L159 42L158 43H156V41H155ZM153 44V45H154ZM238 44V43H237ZM249 44V43H248ZM261 44V43H260ZM193 45V44H192ZM230 45V44H229ZM232 45V44H231ZM250 45V44H249ZM252 46L254 45V44H251ZM244 45H242V47H243ZM261 46V45H260ZM262 46H263V44H262ZM102 47V46H101ZM104 47V46H103ZM160 47V48H161ZM190 47H192V46H190ZM230 47V46H229ZM249 47V46H248ZM24 49L25 48V50H23V51H25L24 53H25V55H24V58L22 57L21 58V60H16L15 59V55H13V54H15V50H18V49ZM109 48H110V45H109ZM114 48V47H113ZM175 48V47H174ZM187 49H188V47H186ZM185 48V49H186ZM192 48H194V45H193V47ZM228 48V47H227ZM244 48V47H243ZM255 48V47H254ZM108 49V48H107ZM118 49V48H117ZM136 49H138V48H136ZM155 49V48H154ZM158 49V48H157ZM176 49V48H175ZM184 49V50H185ZM229 49V48H228ZM258 49H260V48H258ZM106 50V49H105ZM115 50V49H114ZM124 50V49H123ZM152 50H153V48H152ZM183 50V49H182ZM200 50V49H199ZM250 50H251V48H250ZM257 50V49H256ZM19 51V50H18ZM104 51V50H103ZM107 51V50H106ZM113 51V50H112ZM136 51V50H135ZM139 51V50H138ZM156 51V50H155ZM192 51H194V50H192ZM196 51V50H195ZM231 51V50H230ZM255 51V50H254ZM14 52V53H13ZM122 52V51H121ZM149 52V51H148ZM159 52H160V50H159ZM227 52V51H226ZM229 52V51H228ZM247 53L249 52V51H246ZM253 52V51H252ZM108 53V52H107ZM111 53V52H110ZM126 53H128V50L126 49ZM191 53V52H190ZM195 53V52H194ZM217 53V52H216ZM117 54H120V53H118L117 52ZM124 54V53H123ZM130 54V53H129ZM156 54V53H155ZM157 54H158V52H157ZM226 54H228V53H226ZM250 54V53H249ZM105 55H107V54H105ZM152 55H153V53H152ZM192 55V54H191ZM246 55V54H245ZM259 55V54H258ZM263 55V54H262ZM99 56H101V55H99ZM104 56V55H103ZM103 56H102V58H103ZM107 56H111V55H107ZM117 56V55H116ZM126 56V55H125ZM7 57V56H6ZM98 57V56H97ZM128 57V56H127ZM154 57V56H153ZM150 58H152V57H149V59ZM235 58V57H234ZM20 59V58H19ZM90 59V60H91ZM94 59V60H95ZM104 59H105V57H104ZM110 59V58H109ZM114 59V58H113ZM153 59V58H152ZM155 59H157L156 57H155ZM182 59H184V58H182ZM242 59V58H241ZM255 59V58H254ZM264 59V58H263ZM108 60V59H107ZM107 60H105L106 62H107ZM123 60V59H122ZM179 60H180V58H179ZM84 61V62H83ZM96 61V60H95ZM95 61H93V62H95ZM120 61H121V59H120ZM169 61H170V59H169ZM190 61V59H188V61L187 62H189ZM193 61V60H192ZM245 61V60H244ZM260 61H261V59H260ZM88 62V61H87ZM90 62V61H89ZM100 62V61H99ZM123 62V61H122ZM224 62V61H223ZM252 62V61H251ZM255 62V61H254ZM104 63V62H103ZM108 63V62H107ZM110 63V62H109ZM120 63V62H119ZM173 63H174V61H173ZM246 63V62H245ZM106 64V63H105ZM123 64V63H122ZM250 63H248V64H246V65H249ZM254 64V63H253ZM256 65H257V62L255 63ZM40 66L41 67V69H42V71H41V73L40 74H36V75H33V74H30L29 72H28V69L30 68H32V66H34V67H36V66ZM110 65V64H109ZM112 65V64H111ZM114 65V64H113ZM187 65V64H186ZM246 65H245V67H246ZM102 66H103V64H102ZM225 66V65H224ZM252 66V65H251ZM258 66H260V65H258ZM33 67V68H34ZM82 67H84V66H82ZM87 67V66H86ZM121 67V66H120ZM122 67H123V65H122ZM155 67V66H154ZM159 67V66H158ZM175 67V66H174ZM244 67V68H245ZM107 68V67H106ZM109 68H112V67H109ZM153 68V67H152ZM224 68V67H223ZM247 68L249 69L250 67L249 66H247ZM94 69V68H93ZM93 69L92 70H89V71H93ZM98 69V68H97ZM163 69V68H162ZM171 69V68H170ZM177 69V68H176ZM175 69V70H176ZM85 70V69H84ZM112 70V69H111ZM189 70V69H188ZM198 70V69H197ZM216 70V69H215ZM222 70V69H221ZM224 70V69H223ZM31 71V70H30ZM133 71V70H132ZM179 71V70H178ZM182 71V70H181ZM85 72V71H84ZM101 72V71H100ZM164 72H165V69H164ZM169 72V71H168ZM189 72V71H188ZM197 72V71H196ZM203 72V71H202ZM95 73V72H94ZM129 73V72H128ZM240 73V72H239ZM158 74V73H157ZM179 74V73H178ZM189 74V73H188ZM209 74V73H208ZM228 74V73H227ZM89 76V75H88ZM128 76V75H127ZM189 76V75H188ZM244 76H245V74H244ZM243 76V77H244ZM248 76V75H247ZM90 77V76H89ZM174 77V76H173ZM240 77V76H239ZM83 78V77H82ZM248 78V77H247ZM246 78V79H247ZM64 79V78H63ZM89 79V78H88ZM113 79H114V77H113ZM122 79V78H121ZM120 79V80H121ZM137 79V78H136ZM139 79V78H138ZM138 79L136 80V81H138ZM232 79V78H231ZM235 79V78H234ZM240 79V78H239ZM73 80V79H72ZM77 80V81H78ZM90 80V79H89ZM88 80V81H89ZM109 80H111V79H109ZM140 80V79H139ZM195 80V79H194ZM207 80V79H206ZM223 80V79H222ZM245 80V79H244ZM62 81V80H61ZM66 81V80H65ZM70 81V80H69ZM86 81H87V79H86ZM113 81H111L112 83H113ZM189 81H191V80H189ZM200 81H203V80H200ZM229 81V80H228ZM232 81V80H231ZM235 81V80H234ZM73 82H75V80L73 81ZM99 82V81H98ZM107 82V81H106ZM110 82V81H109ZM150 82V81H149ZM247 82V81H246ZM69 83V82H68ZM101 83V82H100ZM100 83H99V85H100ZM111 83V84H112ZM177 83V82H176ZM194 83V82H193ZM203 83V82H202ZM238 83V82H237ZM93 84V83H92ZM97 84V83H96ZM102 84H104V83H102ZM114 84V83H113ZM195 84V83H194ZM198 84V85H197ZM197 84H196V86L198 87L199 86V84L200 83H198L197 82ZM230 84V83H229ZM248 84V83H247ZM252 84V83H251ZM88 85V84H87ZM94 85V84H93ZM107 85H108V83H107ZM107 85L105 84L104 86H106L107 87ZM110 85V84H109ZM168 85H170V84H168ZM206 85V84H205ZM227 85V84H226ZM102 86V85H101ZM100 86V87H101ZM238 86V85H237ZM241 86H242V84H241ZM88 87V86H87ZM110 87H112V86H110ZM122 87V86H121ZM196 87V88H197ZM224 87V86H223ZM227 87H228V85H227ZM245 87H246V85H245ZM90 88V87H89ZM92 88V87H91ZM90 88V89H91ZM105 88V87H104ZM109 88V87H108ZM177 88V87H176ZM199 88V87H198ZM225 88V87H224ZM235 88V87H234ZM242 88L243 87H241V89L240 90H242ZM85 89H86V86H85ZM126 89H128L127 87H126ZM193 89V88H192ZM228 89V88H227ZM247 89V88H246ZM108 90V89H107ZM92 90H90V92H91ZM98 91V90H97ZM128 91V90H127ZM87 92H89V91H87ZM93 92V91H92ZM101 92V91H100ZM195 92V91H194ZM193 92V93H194ZM208 92V91H207ZM230 92V91H229ZM103 93V92H102ZM106 93V92H105ZM108 93V92H107ZM136 93V92H135ZM135 93H133L134 95H135ZM111 94V93H110ZM130 94H132V93H130ZM138 94V93H137ZM174 94V93H173ZM207 94V93H206ZM251 94V93H250ZM250 94H248V95H250ZM140 94H138V96L137 97H139V99H140V96H139ZM210 95V94H209ZM226 95V94H225ZM131 97H130V99L133 101V98L132 97H134V99L136 100V98H135V96H133V95H130ZM150 96H151V94H150ZM189 96V95H188ZM198 96V95H197ZM203 96V95H202ZM245 96V95H244ZM103 97V95L101 96V98ZM106 97H108V96H106ZM128 97H129V95H128ZM176 97V96H175ZM193 97V96H192ZM195 97V96H194ZM193 97V99L192 100H194L195 98ZM204 97V96H203ZM209 97V96H208ZM212 97V96H211ZM228 97V96H227ZM226 97V98H227ZM145 98V97H144ZM156 98V97H155ZM197 98V97H196ZM202 98V97H201ZM139 99H138V101H139ZM203 99V98H202ZM205 99V98H204ZM241 99V98H240ZM244 98L242 97V100H243ZM29 100H30V103L28 104L27 102H29ZM98 100V99H97ZM145 100V99H144ZM184 100V99H183ZM190 100V99H189ZM196 100V99H195ZM194 100V101H195ZM201 100V99H200ZM114 101V102H113ZM130 101V100H129ZM169 101V100H168ZM202 101V100H201ZM204 101V100H203ZM248 101V100H247ZM97 102V101H96ZM111 102V103H110ZM113 102V103H112ZM146 102V101H145ZM173 102V101H172ZM195 102H197V101H195ZM4 103V102H3ZM137 103V102H136ZM147 103V102H146ZM165 103V102H164ZM170 104L171 102H167V104ZM175 103V102H174ZM211 103H212V101H211ZM5 104V103H4ZM172 104V103H171ZM197 104V103H196ZM0 105H3L2 103L0 104ZM112 105H108L109 106V108H110V106H111V108L113 107ZM132 105H133V103H132ZM263 105V104H262ZM102 106V110H103V107ZM124 106H125V104H124ZM145 106V105H144ZM172 106V105H171ZM177 106V105H176ZM175 106V107H176ZM198 106V105H197ZM223 106H225V105H223ZM127 107H128V105H127ZM131 107H135V106H131ZM168 107V106H167ZM181 107V106H180ZM220 107V106H219ZM123 108H125V107H123ZM151 108V107H150ZM177 108V107H176ZM189 108V107H188ZM199 107H197V109H198ZM256 108V107H255ZM101 109V108H100ZM99 109V110H100ZM105 109V108H104ZM126 109V108H125ZM174 109V108H173ZM29 110V109H28ZM54 112V114L52 113H50V112H52V111ZM98 110V111H99ZM102 110H100V111H102ZM107 110V109H106ZM172 110V109H171ZM176 110V109H175ZM177 110L178 111H180L178 108H177ZM195 110V109H194ZM215 110V109H214ZM213 110V111H214ZM30 111V110H29ZM160 111V110H159ZM184 111V110H183ZM222 111H224V109L222 110ZM27 112V111H26ZM111 112V111H110ZM137 112V111H136ZM145 112V111H144ZM174 112V111H173ZM198 112V111H197ZM197 112H195V113H197ZM226 112V111H225ZM119 113V112H118ZM134 113V112H133ZM138 113V112H137ZM160 113V112H159ZM171 113V112H170ZM175 113H176V111H175ZM187 113V114H186ZM184 115H181L180 114V112H179V115H177V117H176V120H177V122L175 123V125H173L174 124V122H173V124H172V126L174 127V128H176L177 130L176 131H182V133H184L185 132V134L184 135H182V133H181V139L180 140H177L179 143L178 144H181L182 146L184 145L183 143H187L188 141L190 142V140H191V142L193 141V140H195V138L193 137L195 134H194V132H197L196 130H195V128H196V124H195V121L194 120H196V119H193L194 117H195V115L196 114H194V111H191V112H186ZM253 113V112H252ZM255 113H257V112H255ZM112 114V113H111ZM168 114V113H167ZM232 114V113H231ZM235 114H237V113H235ZM235 114H233L234 116H235ZM114 115H115V113H114ZM139 116H140V113L138 114ZM169 115H171V114H169ZM173 115V114H172ZM175 115V114H174ZM32 116V115H31ZM96 116V115H95ZM94 116V117H95ZM124 115H121L120 117H121V119L120 118H118V117H115L113 120L115 121L116 120V124H117V120L119 119V122H122V121H120V120H122V119H124V117H123ZM135 116H137V115H135ZM139 116H137L138 118H140ZM147 116H149V114L147 115ZM164 116H166V115H164ZM196 116H199V115H196ZM207 116V115H206ZM210 116V115H209ZM53 117V118H52ZM111 117H113V116H111ZM200 117V116H199ZM236 117V116H235ZM239 117V116H238ZM126 118V117H125ZM137 118V119H138ZM149 118H150V116H149ZM152 118V117H151ZM198 118V117H197ZM232 118V117H231ZM239 118H241V116L239 117ZM159 119V118H158ZM199 119V118H198ZM224 119V118H223ZM222 119V120H223ZM31 120V119H30ZM33 120V121H34ZM226 120V119H225ZM235 120V119H234ZM84 121V120H83ZM230 121H231V119H230ZM246 121V120H245ZM262 121H263V119H262ZM32 122V121H31ZM54 122V121H53ZM124 122V121H123ZM171 122V121H170ZM209 122V121H208ZM228 122V121H227ZM232 122V121H231ZM234 122V121H233ZM29 123V122H28ZM56 123V122H55ZM58 123V122H57ZM106 123H108V122H106ZM115 123V122H114ZM133 123V122H132ZM193 123L195 124V126L193 125ZM196 123H197V121H196ZM33 124V123H32ZM50 124V123H49ZM54 124V123H53ZM60 124V123H59ZM115 124V125H116ZM139 124V123H138ZM204 124V123H203ZM205 124H206V120H205ZM209 124H210V122H209ZM223 124V123H222ZM29 125H31V124H29ZM35 124H33L32 126H34ZM42 125V124H41ZM39 126L40 128L42 127V126ZM47 125V124H46ZM82 125V124H81ZM158 125H160V124H158ZM162 125V124H161ZM160 125V126H161ZM199 125V124H198ZM214 125V124H213ZM31 126V127H32ZM50 126H52L51 124H50ZM75 126V125H74ZM133 125H131V127H132ZM246 126V125H245ZM31 127H30V129H31ZM46 127H48V126H46ZM111 127H112V125H111ZM120 127V126H119ZM130 127V128H131ZM205 127V126H204ZM223 127V126H222ZM226 127H228V125H226ZM230 127V126H229ZM228 127V128H229ZM28 128H29V126H28ZM34 128V130L35 129H37V125H36V128L35 127H33ZM39 128V129H40ZM42 128H44V127H42ZM51 128V127H50ZM58 128V127H57ZM67 128V129H68ZM113 128V127H112ZM134 128V127H133ZM136 128V127H135ZM162 128H164V127H162ZM174 128H171L170 130H174L175 131V129ZM207 128L209 129V128H211L210 126H207ZM206 128V129H207ZM227 128V129H228ZM236 128H237V126H236ZM242 128V127H241ZM45 129V128H44ZM44 129H40V130H36V134H37V136H40L39 134H40V131H43ZM78 129H80V128H78ZM83 129V128H82ZM114 130H115V128H113ZM213 129V128H212ZM229 129H231V128H229ZM227 130V131H230V130ZM32 130V129H31ZM46 131L47 130H49L48 132V134H49V138L48 137H46V135H45V133H42L41 132V136L42 137H44L43 139L41 138V137H39V139H42V140H38L37 138H36V136H35V134H34V138H36V139H34V138H32V137H30L31 136V134H32V132H31V134L29 133L28 134V131H27V129L25 130V131H23L22 133H19V134H15V135H9V134H2V135H0V149H7V150H12L14 153H18V154H21L22 156H26V157H30L32 154H31V151H32V149L31 148H33L34 146H44V147H48V150H49V146H51L52 145V142L53 141H61V133H57V131H56V134L54 135V134H52L53 133V131L54 130H52V128H51V130H52V133H51V130L50 129H45ZM59 131H60V129H58ZM63 131L64 130H66V128L65 129H62ZM70 130V129H69ZM111 130L112 129H110V132H111ZM149 130V129H148ZM151 130V129H150ZM157 130V129H156ZM226 130V129H225ZM15 131V130H14ZM39 131V132H38ZM62 131V132H63ZM75 131V130H74ZM161 131H162V129H161ZM44 132V131H43ZM82 132H84L83 130H82ZM214 132V131H213ZM238 132V131H237ZM16 133V132H15ZM71 133H72V129H71ZM75 133V132H74ZM80 133V132H79ZM177 133V132H176ZM175 133V134H176ZM179 133V132H178ZM179 133V134H180ZM187 133V134H186ZM236 132H234V134H235ZM14 134V133H13ZM44 134V135H43ZM63 134V133H62ZM65 134V133H64ZM85 134V133H84ZM83 134V135H84ZM142 134H144V133H142ZM167 134V133H166ZM190 134V135H189ZM194 134V135H193ZM232 134H233V132H232ZM237 134V133H236ZM30 135V136H29ZM69 135V134H68ZM75 135V134H74ZM78 134H76V136H77ZM113 135V134H112ZM135 135V134H134ZM186 135V136H185ZM193 135V136H192ZM247 135V134H246ZM25 136V137H24ZM48 136V135H47ZM63 136V135H62ZM70 136V135H69ZM81 136H82V134H81ZM86 136V135H85ZM109 136V135H108ZM118 136V135H117ZM158 136V135H157ZM172 136V135H171ZM175 136V135H174ZM182 136H184V137H182ZM188 136V137H187ZM191 136H192V138H191ZM241 136V135H240ZM24 137V138H23ZM46 137V138H45ZM66 137V136H65ZM65 137H62L63 139L65 138ZM68 137V136H67ZM75 137V136H74ZM77 137H79V136H77ZM84 137V136H83ZM111 137V136H110ZM113 137H116V135L115 136H113ZM127 137V136H126ZM161 137V136H160ZM170 137V136H169ZM173 137V136H172ZM197 137V136H196ZM236 137V136H235ZM239 137V136H238ZM80 138V137H79ZM79 138H74L73 140L71 139V137H70V139H64L65 141L66 140H68V141H66L67 142V144H68V142H69V140H71V144H72V146H77L78 144H79ZM178 138V137H177ZM176 138V139H177ZM189 138L190 140H187V139ZM194 138V139H193ZM240 138V137H239ZM112 139V138H111ZM117 139V138H116ZM116 139H114V140H116ZM193 139V140H192ZM197 139V138H196ZM210 139V138H209ZM227 139V138H226ZM108 140V139H107ZM142 140V139H141ZM154 140V139H153ZM161 140V139H160ZM217 140H219V139H217ZM222 140V139H221ZM64 141V142H65ZM110 141V140H109ZM127 141V140H126ZM158 141V140H157ZM163 141V140H162ZM165 141V140H164ZM171 141H172V139H171ZM210 141V140H209ZM232 141V140H231ZM255 141V140H254ZM62 142V141H61ZM137 142V141H136ZM143 142V141H142ZM167 142V141H166ZM173 142V141H172ZM190 142V144H192ZM195 142H197V140L195 141ZM223 142V141H222ZM70 143V142H69ZM120 143V142H119ZM170 143V142H169ZM220 143V142H219ZM228 143V142H227ZM242 143H244V142H242ZM247 143H249V142H247ZM51 144V145H50ZM62 143H59V145H61ZM172 144V143H171ZM189 144V145H190ZM195 144H197V143H195ZM210 144H211V142H210ZM229 144V143H228ZM235 144V143H234ZM53 145H54V142H53ZM55 145H56V143H55ZM54 145V146H55ZM70 144H68V148H72V146H69ZM85 145V144H84ZM156 145H158V144H156ZM186 145H188V144H186ZM186 145H184V146H186ZM194 145V144H193ZM198 145V144H197ZM197 145H195L196 147L195 148H197ZM243 145V144H242ZM80 146H81V143H80ZM162 146V145H161ZM234 146V145H233ZM233 146H231L232 147V150H233ZM241 146V145H240ZM52 147V146H51ZM56 147V146H55ZM58 147V146H57ZM66 146H64V148H65ZM120 147H121V145H120ZM159 147V146H158ZM157 147V148H158ZM169 146L167 145V147L166 148H168ZM175 147H176V144H175ZM187 147H189V146H187ZM242 147V146H241ZM259 147V146H258ZM262 147V146H261ZM152 148V147H151ZM164 148V147H163ZM170 148V147H169ZM168 148V149H169ZM191 148H193V146H190V151H191ZM208 148V147H207ZM260 148V147H259ZM36 149V148H35ZM39 149V148H38ZM58 149V148H57ZM61 149V148H60ZM78 149V148H77ZM77 149H73V150H71L72 151V155H70V153H68L67 155H70V156H72L73 157V153L74 154H77V152L79 151V150H77ZM79 149H80V147H79ZM81 149H82V147H81ZM88 149V148H87ZM87 149H85V151L87 150ZM103 149V148H102ZM181 149H183L182 147H181ZM185 149V148H184ZM183 149V150H184ZM230 149V148H229ZM240 149V148H239ZM51 150H54V148H51ZM59 150V149H58ZM63 150H67V149H63ZM69 150V149H68ZM83 151H84V146H83V149H82ZM151 150V149H150ZM154 150H156V153H157V149L155 148ZM160 150V149H159ZM162 150V149H161ZM173 150V149H172ZM195 150V149H194ZM193 150V151H194ZM206 150V149H205ZM1 151V150H0ZM34 151V150H33ZM36 151V150H35ZM70 151V150H69ZM74 151V152H73ZM76 151V152H75ZM90 151H91V148H90ZM126 151V150H125ZM153 151V150H152ZM166 151V150H165ZM185 151H188V150H185ZM196 151H198V150H196ZM200 151V150H199ZM204 151V150H203ZM212 151V150H211ZM210 151V153H212ZM215 151H217L216 149H215ZM245 151H247V150H245ZM3 152V151H2ZM7 152V151H6ZM5 152V153H6ZM9 152V151H8ZM11 152V151H10ZM13 152H11V153H13ZM52 153H53V151H51ZM55 152V151H54ZM60 153L62 152L61 150L59 151ZM68 151H66V153H67ZM88 152V151H87ZM105 152V151H104ZM158 152H160V151H158ZM172 151H170V153H171ZM226 152H228V151H226ZM232 152V151H231ZM50 153V151L48 152V155H50L51 156V154H49ZM56 153V152H55ZM90 153V152H89ZM118 153V152H117ZM126 153H127V151H126ZM155 153V154H156ZM204 153V152H203ZM208 153V152H207ZM209 153V154H210ZM216 152H214L213 154H215ZM2 153H0V155H1ZM82 154V153H81ZM80 154V155H81ZM86 154V153H85ZM88 154V153H87ZM132 154V153H131ZM148 154H150V153H148ZM159 154V153H158ZM175 154V153H174ZM197 154H198V152H197ZM229 154V153H228ZM227 154V155H228ZM36 156H37V154H35ZM53 155V154H52ZM67 155H65L66 156V160H67V157L69 158V156H67ZM80 155H79V157H80ZM120 155V154H119ZM118 155V156H119ZM137 155V154H136ZM139 155V154H138ZM152 155V154H151ZM165 155H167V154H165ZM178 155V154H177ZM190 155V154H189ZM195 155V154H194ZM193 155V156H194ZM205 155V154H204ZM237 155V154H236ZM239 155V154H238ZM5 155H3V157H4ZM36 156H35V158H36ZM39 156V155H38ZM41 156H43V155H41ZM49 156V157H50ZM58 156V155H57ZM56 155H55V157H57ZM61 157H62V155H60ZM65 156L63 155V160H64V158H65ZM103 156H105V155H103ZM110 156V155H109ZM127 156V155H126ZM150 156V155H149ZM154 156V155H153ZM158 156V155H157ZM168 156H170L169 155V153H168ZM173 156V155H172ZM211 156V155H210ZM217 156V155H216ZM222 156V155H221ZM231 156V155H230ZM9 157V156H8ZM76 157H78L77 155H76ZM75 156L73 157V158H76ZM82 157L83 158H85V155H82ZM87 157V156H86ZM130 157V156H129ZM137 157H139V156H137ZM136 157V158H137ZM165 157V156H164ZM178 157H182V155L180 156V155H178L177 156V158ZM187 157V156H186ZM213 157V156H212ZM238 157V156H237ZM17 158V157H16ZM19 158V157H18ZM17 158V159H18ZM30 158H32V157H30ZM34 158V157H33ZM33 158L32 159H28L29 161H31V160H33ZM34 158V159H35ZM46 158V157H45ZM48 158V157H47ZM46 158V159H47ZM58 158V157H57ZM83 158H81V159H83ZM108 158V157H107ZM134 158V157H133ZM183 158V157H182ZM195 158H196V155H195ZM218 158V157H217ZM17 159H15V160H17ZM46 159H42V160H45L44 162H46ZM52 160L53 159H56V158H54V157H52L51 158ZM153 159V158H152ZM170 159V158H169ZM173 159V158H172ZM174 159H175V157H174ZM184 159H185V156H184ZM186 159H188V158H186ZM184 160V162L186 161V162H188V160ZM211 159V158H210ZM213 159V158H212ZM214 159H215V156H214ZM221 159H223V158H221ZM6 160V159H5ZM20 160H24V159H20L19 158V160L18 161H20ZM27 160V159H26ZM36 160L39 162V161H42V160H38V157L36 158ZM58 160V159H57ZM60 160V159H59ZM65 160V161H66ZM69 161L71 160V158H69L68 159ZM73 160V159H72ZM71 160V161H72ZM113 160V159H112ZM156 160V159H155ZM183 160V159H182ZM194 160H196V159H194ZM14 161V160H13ZM55 160H53V162H54ZM62 161V160H61ZM60 161V163H56V164H63L62 162ZM67 162L66 161V163H64L63 165L65 166V164H69L70 166H73V164L76 162ZM84 161V160H83ZM130 161H131V159H130ZM140 161V160H139ZM170 161V160H169ZM191 161V160H190ZM190 161H189V163H190ZM206 161V160H205ZM208 161H209V158H208ZM222 161H225V160H222ZM23 162V161H22ZM32 162V161H31ZM35 162V161H34ZM44 162H42L41 164H43ZM48 162V161H47ZM56 162V161H55ZM64 162V161H63ZM80 162V161H79ZM153 162H155V161H153ZM153 162H150V164L151 163H153ZM162 162V161H161ZM171 162V161H170ZM196 162V161H195ZM214 162H216V161H214ZM229 161H227V163H228ZM246 162V161H245ZM4 163H5V161H4ZM13 163V162H12ZM18 163V162H17ZM81 163V162H80ZM149 163V162H148ZM163 163V162H162ZM203 163V162H202ZM213 163V162H212ZM217 163V162H216ZM24 164H26V162L24 163ZM23 164V165H24ZM31 164V163H30ZM37 164V163H36ZM40 164V163H39ZM40 164V165H41ZM50 164V165H49ZM48 164V166H53L54 165V163H52V165H51V162ZM76 164V163H75ZM83 164V163H82ZM82 164H80L81 166H82ZM106 164H107V166H106ZM109 163H105V165L103 166H99L98 168L96 167V169H92L93 167H90V169H88L89 167H87L86 165H88L87 163H86V165L85 164H83L85 167H82L83 169L84 168H86L87 167V169L88 170H85L84 169V171H87V173H83L82 172V174H83V176H81L80 174H78V175H76L77 173L76 172H72L71 171V169H70V171H68V167L64 170V169H60V170H58L56 167H52V168H56V171L58 170V173H60L61 175H63L62 177H61V175H59L60 177L58 178L56 175V184H58V185H60L61 183H58V181L59 182H61V180L63 179V178H69V179H71V184L68 182V185H69V187L72 185L73 186V184L75 185V188L74 189H76L77 187V185L80 183V185L82 186V185H84V183L83 182H85V184L87 183V185L88 184H91V183H93L95 180H97L98 179V177L100 176V180H101V178L106 174H108L107 172L112 168H115V167H111L110 165L111 164H109ZM158 164V163H157ZM187 164V163H186ZM195 165H197L196 163H194ZM193 164V165H194ZM198 164H200V163H198ZM12 165V164H11ZM10 165V166H11ZM22 165V166H23ZM32 165V164H31ZM35 165V164H34ZM38 165V164H37ZM40 165H38L39 166V168H40ZM43 165H45V163L43 164ZM43 165H41V166H43ZM60 165V166H61ZM78 165V164H77ZM169 165V164H168ZM234 165H236V164H234ZM2 166V165H1ZM38 166H36V167H38ZM46 166V165H45ZM43 166V168L42 169H44V170H47V169H45V168H47L48 166ZM109 166V167H108ZM144 166V165H143ZM216 166H217V164H216ZM238 166V165H237ZM13 167V166H12ZM16 167V166H15ZM27 169H29L27 166H25ZM30 167V166H29ZM45 167V168H44ZM184 167V166H183ZM194 167V166H193ZM240 167V166H239ZM4 168H6V169H4ZM3 169L2 168H0L1 170H0V183H2L3 181H5L4 183V185H7L8 183L6 182V180L8 181V180H10V181H15V182H17L18 181V179H20V180H23L24 179V183L26 182V180L27 181H29V179L27 178L26 179V174H28L27 173V169L26 170H24V167H22L23 169H21L22 171H17V170H14L13 168L12 169H7V166L6 167H4ZM8 168H10L9 167V165H8ZM31 168V167H30ZM73 168V167H72ZM154 168V167H153ZM230 168V167H229ZM16 169H18L19 170V167L17 168L16 167ZM74 169H76L75 167H74ZM92 169V170H91ZM111 169V170H112ZM222 169V168H221ZM224 169V168H223ZM226 169V168H225ZM31 170V169H30ZM44 170H41V171H44ZM77 170V169H76ZM76 170H74V171H76ZM91 172H90V171ZM155 170V169H154ZM158 170V169H157ZM205 170H207V169H205ZM233 170V169H232ZM36 170L34 169H32L31 171H29V172H33L34 174H36V173H38V174H40L39 172H41L40 170L38 171V172H35ZM48 171V170H47ZM47 171H45L47 174H48V172ZM78 171V170H77ZM89 171V172H88ZM124 171V170H123ZM136 171V170H135ZM163 171V170H162ZM242 171V170H241ZM52 173L54 172L53 170L51 171ZM50 172V173H51ZM68 172L69 173H73L72 174V176H70V174H68ZM109 172H111V171H109ZM140 172V171H139ZM157 172V171H156ZM170 172V171H169ZM236 172H237V169H236ZM51 173V174H52ZM76 173V174H75ZM119 173V172H118ZM136 173V172H135ZM144 173V172H143ZM151 173V172H150ZM149 173V175H151ZM153 173H154V171H153ZM223 173V172H222ZM229 173H230V171H229ZM46 174V175H47ZM75 174V175H74ZM116 174V173H115ZM133 174V173H132ZM141 174V173H140ZM158 174V173H157ZM157 174H156V177H157ZM166 174V173H165ZM227 174V173H226ZM103 175V176H102ZM111 175V174H110ZM186 175V174H185ZM206 175V174H205ZM217 175V174H216ZM39 176V175H38ZM52 176V175H51ZM102 176V177H101ZM143 176V175H142ZM176 176V175H175ZM191 176V175H190ZM219 176H220V174H219ZM232 176V175H231ZM41 177V176H40ZM47 177V176H46ZM108 177V176H107ZM129 177V176H128ZM135 177V176H134ZM164 177H166V175L164 176ZM168 177V176H167ZM197 177V176H196ZM202 177V176H201ZM205 177V176H204ZM224 177V176H223ZM222 177V178H223ZM32 178V177H31ZM39 178V177H38ZM42 179H43V177H41ZM48 178V177H47ZM97 178V179H96ZM104 178V177H103ZM105 178H106V176H105ZM111 178V177H110ZM119 178V177H118ZM118 178H116V181H118L117 179ZM152 178H153V175H152ZM157 178H159V177H157ZM225 178H229V177H225ZM26 179V180H25ZM40 179V178H39ZM38 179V180H39ZM44 179H46V178H44ZM145 179V178H144ZM234 179V178H233ZM31 181H32V179H30ZM34 180H37V178L36 179H34ZM34 180L31 182V183H33L34 182ZM37 180V181H38ZM41 180V179H40ZM46 180H48V179H46ZM99 180V181H100ZM105 180V179H104ZM103 180V181H104ZM119 180H120V178H119ZM153 180V179H152ZM160 180V179H159ZM159 180H158V184L160 183L159 182ZM36 181V182H37ZM44 181V180H43ZM51 181H53V182H51V184H54V179L53 180H51ZM74 181V182H73ZM162 181V180H161ZM193 181V180H192ZM219 181V180H218ZM225 181V180H224ZM62 182L64 183V185L65 184H67V182L66 181H64V180H62ZM118 182H120V181H118ZM117 182V183H118ZM150 182V181H149ZM168 182V181H167ZM184 182H185V180H184ZM213 182V181H212ZM7 183V184H6ZM23 183V182H22ZM23 183V184H24ZM27 183H29V182H27ZM41 183V182H40ZM43 183V182H42ZM45 183V182H44ZM63 183H62V186H63ZM81 183H83V184H81ZM129 183V182H128ZM186 183V182H185ZM198 183V182H197ZM23 184H21L22 186H23ZM34 184V183H33ZM56 184H55V186H56ZM77 184V185H76ZM181 184V183H180ZM224 184V183H223ZM0 185H2V184H0ZM27 185V184H26ZM35 185V184H34ZM34 185H33V187H34ZM38 185V184H37ZM79 185V186H80ZM86 185V186H87ZM112 185V184H111ZM110 185V187H112L111 189H112V191L113 192H115V190H117V189H115L116 187H117V185L118 184H115L116 186H111ZM149 185H152V184H149ZM160 185V184H159ZM184 185V184H183ZM213 185V184H212ZM3 186V185H2ZM2 186H0V187H2ZM9 186V185H8ZM12 186V185H11ZM53 186V185H52ZM54 186V187H55ZM62 186H59L60 187V189L62 188ZM66 186L67 185H65V188H66ZM70 187V188H67V189H70L71 190V188H73V187ZM80 186V187H81ZM107 186V185H106ZM26 187V186H25ZM41 187V186H40ZM43 187V186H42ZM58 187V188H59ZM108 187V186H107ZM122 187V186H121ZM147 187V186H146ZM150 187V186H149ZM152 187V186H151ZM150 187V188H151ZM28 188V187H27ZM50 188H51V186H50ZM123 188V187H122ZM158 188V187H157ZM209 188V187H208ZM247 188V187H246ZM21 189H23L24 191H25V189L24 188H21ZM30 189V188H29ZM38 189H41V188H38ZM85 189H87V187L85 188ZM107 190L109 189V188H106ZM20 190V189H19ZM69 190V194L73 197L74 196V190H73V192H72V190L70 191ZM127 190V189H126ZM150 190V189H149ZM153 190V189H152ZM154 190H155V188H154ZM205 190V189H204ZM212 190V189H211ZM222 190V189H221ZM26 191L28 192L29 190H27L26 189ZM30 191H32V192H34V189L33 190H31L30 189ZM30 191H29V193H30ZM60 191V190H59ZM67 190L65 189V192H66ZM95 191V190H94ZM103 191V190H102ZM109 191V190H108ZM146 191V190H145ZM144 191V192H145ZM156 191V190H155ZM38 192V191H37ZM40 192H42L41 190L38 192V193H40ZM48 192V191H47ZM50 192V191H49ZM53 192V191H52ZM51 192V193H52ZM62 192H63V190H61L60 192H58L59 194L61 193V195H63L62 194ZM90 192H91V190H90ZM110 192H111V190H110ZM109 192V193H110ZM112 192V193H113ZM120 192V191H119ZM129 192H130V190H129ZM146 192H148V194H150V193H152L151 191H146ZM150 192V193H149ZM248 192H249V190H248ZM6 193V192H5ZM8 193V192H7ZM18 193V192H17ZM20 193L21 192H19V195H20ZM46 192L44 191L43 193H41V194H45ZM72 193H73V195H72ZM80 193V192H79ZM83 193H84V191H83ZM98 193V192H97ZM112 193L110 194V195H112ZM118 193V192H117ZM117 193H114V194H117ZM124 193V192H123ZM191 193V192H190ZM208 193V192H207ZM40 194V195H41ZM48 194V193H47ZM68 194V192H66V195ZM132 194V193H131ZM147 194V195H148ZM153 194V193H152ZM193 194V193H192ZM3 195V194H2ZM5 195V194H4ZM3 195V196H4ZM17 195V194H16ZM46 195V194H45ZM70 195H67V196H70ZM76 195H77V193H76ZM79 195V194H78ZM105 195V194H104ZM108 196H109V194H107ZM119 195V194H118ZM118 195H116V197H115V195H114V201H116L117 202V197L119 198V196ZM129 195V194H128ZM146 195V194H145ZM144 195V196H145ZM166 195V194H165ZM201 195V194H200ZM235 195V194H234ZM252 195V194H251ZM10 196V195H9ZM28 196V195H27ZM42 196V195H41ZM41 196H40V198L39 199H41ZM48 196H52V195H48ZM58 196V195H57ZM101 196V195H100ZM124 196V195H123ZM122 196V197H123ZM199 196V195H198ZM242 196V195H241ZM5 197V196H4ZM14 198H15V196H13ZM17 197H18V195H17ZM50 197H48L46 200H50L51 201V199H50ZM61 197V196H60ZM76 197V196H75ZM111 196H109V198H110ZM121 197V196H120ZM121 197V199L123 200V198ZM208 197V196H207ZM239 197V196H238ZM1 198V197H0ZM3 198V197H2ZM13 198V199H14ZM19 198V197H18ZM17 198V199H18ZM52 198V197H51ZM53 198H54V196H53ZM62 198V197H61ZM60 198V199H61ZM80 198V197H79ZM78 198V199H79ZM84 198V197H83ZM89 198V197H88ZM87 198V199H88ZM101 198V197H100ZM99 198V199H100ZM113 198V197H112ZM147 199L149 198V196L148 197H146ZM151 198V197H150ZM248 198V197H247ZM252 198V197H251ZM11 199H12V197H11ZM20 199V198H19ZM18 199V200H19ZM31 199V198H30ZM29 199V200H30ZM56 199H59V197H57ZM55 199V200H56ZM65 199V198H64ZM71 199L72 198H70V204H71ZM76 199V198H75ZM89 199H91V198H89ZM116 199V200H115ZM188 199V198H187ZM241 199V198H240ZM3 200L5 201V199L3 198ZM16 200V199H15ZM17 200V201H18ZM45 200V199H44ZM54 200V199H53ZM62 200V199H61ZM60 200V201H61ZM65 200H67V198L65 199ZM82 200V199H81ZM113 200H110V202H112ZM120 200V199H119ZM150 200V199H149ZM152 200V199H151ZM205 200H206V198H205ZM2 201V200H1ZM32 201V200H31ZM34 201V200H33ZM37 201H38V199H37ZM69 200H67V202H68ZM78 201V200H77ZM98 201V200H97ZM121 201V200H120ZM126 201V200H125ZM242 201H244V200H242ZM6 202H8V201H6ZM13 202V201H12ZM20 202V201H19ZM25 202V201H24ZM35 202V201H34ZM47 202V201H46ZM83 202V201H82ZM90 202V201H89ZM115 202V203H116ZM187 202H189V200L187 201ZM211 202H212V200H211ZM1 203V202H0ZM3 203V202H2ZM10 203V200H9V202H8V204ZM14 203H16V202H14ZM28 203H30V202H28ZM32 204H33V202H31ZM30 203V204H31ZM47 203H50V202H47ZM54 203H56V201L54 202ZM86 203V202H85ZM114 202H112V204H113ZM113 204V205H117V203L116 204ZM121 203V202H120ZM119 203V204H120ZM122 203H123V201H122ZM138 203V202H137ZM179 204H181L180 202H178ZM252 203V202H251ZM255 203V202H254ZM21 204V203H20ZM39 204V203H38ZM53 204V203H52ZM69 204V207H68V205H66L67 206V208H66V210H68V208H70V205ZM86 204H89V203H86ZM109 204V203H108ZM111 204V203H110ZM125 204V203H124ZM132 204V203H131ZM235 204V203H234ZM246 204V203H245ZM4 205H7V204H3V206ZM10 205V204H9ZM8 205V206H9ZM25 205V204H24ZM29 205V204H28ZM34 205H37V203L36 204H33V206ZM82 205H83V203H82ZM99 205V204H98ZM132 205H134V204H132ZM205 205H207V204H204V206ZM243 205V204H242ZM247 205V204H246ZM252 205V204H251ZM19 206V205H18ZM22 206V205H21ZM20 206V207H21ZM27 206V205H26ZM26 206H24V207H26ZM32 206V205H31ZM76 206V205H75ZM74 206V208H76ZM108 206V205H107ZM112 206V205H111ZM118 206H120V205H118ZM152 206V205H151ZM181 206V205H180ZM179 206V207H180ZM232 206V205H231ZM1 207V206H0ZM12 207V206H11ZM11 207H1L0 208V228H2L1 226H3L5 229H7V228H10V227H12V223H14L15 222V220H14V222L13 221H11V217H10V208ZM29 207V206H28ZM123 207V206H122ZM126 207V206H125ZM145 207V206H144ZM171 207V206H170ZM42 208V207H41ZM84 208V207H83ZM86 208V207H85ZM110 208V207H109ZM155 208V207H154ZM181 208H183V207H181ZM13 209H14V207H13ZM26 209V208H25ZM77 209H78V207H77ZM77 209H74V210H76L77 211V213H78V210ZM101 209V208H100ZM165 209V208H164ZM177 209H178V207H177ZM201 209V208H200ZM35 210V209H34ZM65 210V211H66ZM98 210V209H97ZM175 210V209H174ZM173 210V211H174ZM207 210V209H206ZM261 210V209H260ZM264 210V209H263ZM75 211V212H76ZM143 211V210H142ZM164 211V210H163ZM189 211H191V210H189ZM199 211H201L202 212V210H199ZM198 211V213H200ZM223 211V210H222ZM242 211V210H241ZM23 212H25V211H23ZM169 212H170V209H169ZM180 212V211H179ZM259 212V211H258ZM64 213V212H63ZM254 213H255V211H254ZM20 214V213H19ZM104 214H105V212H104ZM143 214V213H142ZM154 214V213H153ZM160 214V213H159ZM163 214V213H162ZM176 214H179L178 212L176 213V211H175V216H176ZM262 214V213H261ZM75 215V214H74ZM77 215V214H76ZM168 215V214H167ZM172 215H174V213L172 214ZM170 216V217H172L173 219L175 218V217H173V216ZM239 215V214H238ZM162 216V215H161ZM188 216H190V215H188ZM187 216V217H188ZM192 216V215H191ZM191 216L190 217H188V219L189 218H191ZM198 216H200V214H198ZM13 217V216H12ZM123 217V216H122ZM202 217H204V215L202 216ZM232 217V216H231ZM238 217V216H237ZM72 218H73V215H72ZM18 219V218H17ZM74 219H75V216H74ZM185 219V218H184ZM233 219V218H232ZM165 220H166V218H165ZM180 220V219H179ZM204 220H206V218H204ZM204 220H203V222H204ZM219 220V219H218ZM231 220V219H230ZM254 220V219H253ZM264 220V219H263ZM30 221V220H29ZM93 221V220H92ZM174 220H172V222H173ZM175 221H176V219H175ZM190 221H192V220H190ZM196 221V220H195ZM198 221V220H197ZM235 221V220H234ZM238 221H239V219H238ZM238 221H236V222H238ZM41 222V221H40ZM70 222V221H69ZM73 222L74 223H76L75 222V220H73ZM73 222H71L72 224H73ZM81 222V221H80ZM171 222V223H172ZM186 222V221H185ZM231 222H232V220H231ZM47 223V222H46ZM78 223V222H77ZM76 223V224H77ZM85 223V222H84ZM142 223V222H141ZM166 223V222H165ZM175 223V222H174ZM192 223V222H191ZM201 223V222H200ZM240 223V222H239ZM239 223H237V224H239ZM103 224V223H102ZM105 224V223H104ZM107 224V223H106ZM182 224V223H181ZM194 224V223H193ZM75 225V224H74ZM78 225L80 226V224L78 223ZM78 225H76L75 227H77V228H79V226ZM132 225H133V223H132ZM169 224H167V228H169V226H168ZM171 225V224H170ZM186 225H190V222L189 223H187ZM238 226V225H236V224H233L232 226L231 225H229L230 226V228H232L233 226ZM55 226H56V224H55ZM81 226H83V225H81ZM86 226V225H85ZM139 226V225H138ZM162 226V225H161ZM165 226V225H164ZM182 226V225H181ZM200 227H203V226H201V224L199 225ZM199 226H196V229L199 227ZM229 226H228V228H229ZM235 226H234V228H232V229H234V230H236L235 229ZM71 227V226H70ZM74 227V228H75ZM93 227V226H92ZM120 227V226H119ZM130 227V226H129ZM166 227V226H165ZM178 227V226H177ZM184 227H186V226H184ZM204 227H206V226H204ZM220 227V226H219ZM25 228V227H24ZM74 228H72V230L74 229ZM107 228V227H106ZM132 228V227H131ZM163 228V227H162ZM188 228H190V229H188ZM224 229H225V227H223ZM228 228H226L225 230L224 229H219V231L220 230H223V232H227V229ZM229 228V229H230ZM238 228V227H237ZM59 229V228H58ZM83 229V228H82ZM184 229H188V230H191L192 228L191 227H186V228H184ZM193 229H195V227L193 228ZM206 229V228H205ZM218 229V228H217ZM3 230V229H2ZM2 230L0 231V232H2ZM63 230V229H62ZM79 230H81V229H79ZM94 231H95V229H93ZM97 230V229H96ZM101 230V229H100ZM104 230V229H103ZM160 231L162 230L161 229V227H160V229H159ZM164 230V229H163ZM162 230V231H163ZM166 230V229H165ZM168 230V229H167ZM208 231H209V229H207ZM14 231V230H13ZM93 231V232H94ZM105 231V230H104ZM152 231V230H151ZM217 231L218 233H216L215 232V234H217V236L215 237V240H212V241H215V245H214V253L212 252V255H215V256H212V258L214 257L215 258V264H233V257L234 256H231L233 259L231 260L230 259V255H229V259H226V256H227V254H228V251H227V248L225 249V250H223V248H222V246H221V249H219V250H217V245H218V243L219 242H221L222 243V241H223V239H222V237H223V233H222V231ZM7 232V231H6ZM56 232V231H55ZM91 232V231H90ZM156 232H158V231H155V233ZM190 233H191V231H189ZM199 232V231H198ZM232 232V231H231ZM236 232V231H235ZM235 232H233V233H235ZM13 233V232H12ZM76 233V232H75ZM101 233H103V231L101 232ZM154 233V234H155ZM163 233H164V231H163ZM163 233H161V234H163ZM213 233H214V231H213ZM232 233V234H233ZM2 234H4V232H2ZM2 234L0 235V236H2ZM6 234V233H5ZM98 234H100V232L98 233ZM151 234V233H150ZM167 234V233H166ZM165 234V235H166ZM187 234V233H186ZM185 233H184V236H187ZM209 234H211L212 235V238L215 236V234H212L211 233V230H210V233ZM232 234H230V235H232ZM236 234V233H235ZM7 235V234H6ZM56 235V234H55ZM191 235L192 234H190V238H191ZM205 235V234H204ZM210 235V236H211ZM214 235V236H213ZM241 235V234H240ZM243 235V234H242ZM9 236H10V234H9ZM19 236V235H18ZM17 236V237H18ZM46 236V235H45ZM106 236V235H105ZM154 236H157V235H154ZM158 236H160V235H158ZM183 236V235H182ZM184 236H183V238H184ZM237 236V235H236ZM235 236V237H236ZM55 237V236H54ZM151 237V236H150ZM161 237V236H160ZM159 237V238H160ZM162 237H163V235H162ZM199 237V236H198ZM202 237V236H201ZM209 237V236H208ZM23 238V237H22ZM26 238V237H25ZM32 238V237H31ZM35 238V237H34ZM156 238V237H155ZM159 238H156L157 239V241H158V239ZM189 237L187 236V237H185V239H188ZM240 238V237H239ZM27 239H30V236H29V238H28V236H27ZM27 239H24V240H26V241H28ZM35 239H37V238H35ZM107 239V238H106ZM154 239V238H153ZM199 239V238H198ZM214 239V238H213ZM232 238H230V240H231ZM242 239V238H241ZM33 240V239H32ZM32 240H30V241H32ZM51 240V239H50ZM78 240V239H77ZM76 240V241H77ZM189 240L190 239H188L187 241H185V242H183V244H188L187 242H189ZM229 240V241H230ZM37 241V240H36ZM36 241H35V243H36ZM106 241V240H105ZM129 241V240H128ZM152 241V240H151ZM151 241H149V242H151ZM156 241V242H157ZM183 241V240H182ZM228 241V242H229ZM233 241V239L231 240V242ZM244 241V240H243ZM264 241V240H263ZM34 242V241H33ZM86 242V241H85ZM90 242V241H89ZM92 242V241H91ZM99 242V241H98ZM230 242V243H231ZM24 243L25 242H23V244H22V242H21V244L22 245H24ZM72 243V242H71ZM100 243V242H99ZM155 243V242H154ZM154 243H152V245L154 244ZM162 243H163V241H162ZM213 243V242H212ZM226 242L224 241V243H222L223 244V246H224V244H225ZM27 244V243H26ZM33 244V243H32ZM37 244H39L38 242L36 243V246L38 247V250H39V246L37 245ZM90 244V243H89ZM158 244H160V239H159V242H158ZM190 244V243H189ZM204 244H205V242H204ZM222 244H220V245H222ZM227 244V243H226ZM225 244V245H226ZM229 244V243H228ZM68 245V244H67ZM155 245V244H154ZM161 245V244H160ZM160 245H158V246H160ZM174 245V244H173ZM176 245V244H175ZM26 246V245H25ZM36 246H34V247H36ZM92 246H94V245H92ZM91 246V247H92ZM98 246V245H97ZM149 246V245H148ZM164 246V245H163ZM182 246V245H181ZM185 246V245H184ZM213 246V245H212ZM211 246V247H212ZM227 246V245H226ZM232 246V245H231ZM230 245H229V248L231 247ZM260 246V245H259ZM33 247V248H34ZM90 247V248H91ZM150 247H152L151 245H150ZM228 247V246H227ZM21 248V247H20ZM26 248L27 249H30L31 247L30 246H26ZM98 248V247H97ZM100 248V247H99ZM98 248V249H99ZM185 248V247H184ZM219 248V247H218ZM233 247H231V249H232ZM253 248V247H252ZM255 248V247H254ZM48 249V248H47ZM92 249V248H91ZM93 249H94V247H93ZM101 249V248H100ZM137 249V248H136ZM149 249V248H148ZM152 249V248H151ZM230 249V250H231ZM37 250V249H36ZM67 250V249H66ZM87 250V249H86ZM133 250V249H132ZM192 250V249H191ZM259 250V249H258ZM16 251V250H15ZM46 251V250H45ZM91 251V250H90ZM89 251V252H90ZM93 251V250H92ZM101 251H102V249H101ZM100 250H99V253L101 252ZM106 251V250H105ZM108 251V250H107ZM129 251H130V249H129ZM135 251V250H134ZM170 251V250H169ZM206 251V250H205ZM7 252V251H6ZM17 252V251H16ZM30 254H31V251L29 250L28 251ZM27 252V253H28ZM39 252V251H38ZM75 252V251H74ZM114 252V251H113ZM155 252V251H154ZM201 252V251H200ZM5 253V252H4ZM22 253H23V251H22ZM80 253V252H79ZM99 253H97L98 254V256H99ZM180 253H182V252H180ZM208 254H209V252H207ZM206 253V254H207ZM229 253H231V252H229ZM241 253V252H240ZM240 253H238V254H240ZM15 254V253H14ZM39 254H40V252H39ZM81 254V253H80ZM207 254V255H208ZM32 255H34V252H33V254H31L30 256L33 258L34 256H32ZM38 255V254H37ZM74 255V254H73ZM136 255V254H135ZM151 255V254H150ZM158 255V254H157ZM172 255H173V257L171 258V260H172V263H170V264H197V261H198V258L196 259V261L194 260V257H193V255L192 254H190L189 255V253H184V254H181V255H179V252H177L176 251V249L174 250V248H173V250H172ZM201 255V254H200ZM43 256H45V254H43ZM93 256V255H92ZM128 256V255H127ZM210 255H208V257H209ZM254 256V255H253ZM258 256H260V255H258ZM13 257V256H12ZM12 257H11V259H12ZM81 257V256H80ZM107 257V256H106ZM116 257V256H115ZM208 257H207V259H208ZM248 257V256H247ZM17 258H19L18 256H17ZM17 258L15 257V261L17 260ZM22 258V257H21ZM24 258V257H23ZM176 258H178V260L176 259ZM211 258V259H212ZM31 259V258H30ZM33 259H35V258H33ZM44 259V258H43ZM99 259V258H98ZM104 259V258H103ZM211 259H208V260H211ZM10 260V259H9ZM25 260H26V257H25ZM62 260V259H61ZM114 261L116 260V259H113ZM124 260V259H123ZM126 260V259H125ZM130 260V259H129ZM132 260V259H131ZM228 260V261H227ZM242 260H244V258H242ZM7 261V260H6ZM30 261V260H29ZM46 260H44V262H45ZM51 261H53V260H51ZM48 262L47 261V263H45V264H48V263H52V262ZM99 261V260H98ZM111 262L110 263H112V260H110ZM162 261V260H161ZM14 262V261H13ZM13 262H12V260H11V263L13 264ZM24 262H26V261H23V263ZM123 262V261H122ZM121 262V263H122ZM201 262V261H200ZM211 262H212V260H211ZM217 262V263H216ZM262 262V261H261ZM8 263H10L9 261L6 263V264H8ZM33 263H34V261H33ZM93 263H94V261H93ZM105 263V262H104ZM204 263V262H203ZM203 263H201V264H203ZM214 263H212V264H214ZM21 264V263H20ZM25 264V263H24ZM32 264V263H31ZM36 264V263H35ZM103 264V263H102ZM114 264V263H113ZM116 264V263H115ZM139 264V263H138Z\"/></svg>",
    "mask_w": 264,
    "mask_h": 264
}]
</instances>
